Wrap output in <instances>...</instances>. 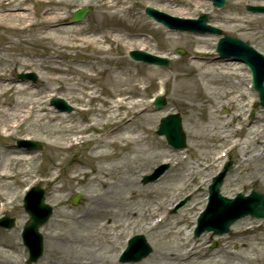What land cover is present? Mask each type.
Listing matches in <instances>:
<instances>
[{
	"label": "rangeland",
	"instance_id": "obj_1",
	"mask_svg": "<svg viewBox=\"0 0 264 264\" xmlns=\"http://www.w3.org/2000/svg\"><path fill=\"white\" fill-rule=\"evenodd\" d=\"M105 1L110 2L112 0ZM196 1L205 2L207 8L197 11V13L192 10L191 13L183 15L181 13H164L181 18H196L202 14H208L210 19L209 23L211 25L222 30L225 35L245 41L264 54V14H255L246 9L248 5L264 6L263 0H227L226 6L222 9L214 8L212 3L208 0ZM142 2L143 0H129V3H131V5L133 4L131 14L137 18H143L146 22L157 28L158 26L146 16L145 8L151 7L158 10L157 7L160 5L157 1L145 5ZM28 3V8L30 10L34 3L32 0H28ZM34 6L38 14V4H34ZM175 6H177V4H175ZM82 8H91V12L80 23L71 24L70 19L73 13L77 9ZM62 11L63 14H65V18L61 21L60 25L63 27L97 26L95 22L97 0H70L69 6L63 7ZM185 11L189 12V9L186 8ZM235 12L239 13L241 17H245L246 20H250V23L242 28H238L226 22L229 16L235 14ZM161 29L167 31L165 28ZM4 30L6 29L0 27V38L7 39L6 35H11V32L10 30ZM142 33H144V36L147 38L148 44L140 46L137 45L139 41L134 40L130 42L134 47H131L129 50L142 49L160 55L167 53L172 61V65L170 69L153 67L150 69L149 67L151 66L138 64L132 61L128 56L129 50L122 51L121 47L117 48L115 45H105L106 48L110 46L114 47L113 53L122 58V61L116 64L111 63V66L123 67L127 61L128 64H126V68L138 75L136 82L137 92L135 93L132 91L126 96L118 95L116 92L117 89L113 85V87H111L104 84L96 87L92 84L91 86L96 87L97 92L95 94L99 95V97L91 101L90 96H86L84 98V103L76 102L72 98L74 94H69V91L63 89L59 83L47 85L46 81L48 77L53 76V74H50V71H43V73L47 75V79L44 81L39 77V72L35 67H21L19 64H10L11 70L9 71L8 82L18 85L24 83L33 84L39 88L43 96L46 93L48 94L56 91V88L60 87L62 91H58L56 97L62 98L68 102V104L73 107V111L59 113L47 104V108L52 109L53 114L63 117L55 119L50 128L34 129L35 126H32L31 123L24 124L22 127L15 129L12 133L3 132V129L0 128V166L5 159L11 156L12 153H15L12 152L13 150H15L16 153L23 152L19 157H22L25 161V163H12V178L7 181L8 189L4 191L0 189V192L5 193V195L2 196L0 194V200L2 199L7 202L8 196H11V198L16 195L20 196L13 205H8L7 211L3 214L14 218L16 220V226L12 230L0 228V264H25L24 258L29 256L28 252L24 254V247L19 244V242L21 243L22 229L29 220L28 214L23 208L22 193L34 180L40 179L36 186L46 191V203L52 206L55 214L59 208H69L72 211L82 209L87 203V191L93 192L101 190L100 184L93 185L87 182L82 184L81 181L84 176H78L76 172V170L81 169V165L84 162L90 160L89 151L93 146V142H88L79 147L66 150L61 157L64 161H62V165L59 166L61 161L59 160L60 158L56 156V149L50 146L49 135L51 132H53L61 122H65L69 125L73 124L76 127L89 125L95 119L101 122H107L111 107L118 96L129 98V96L133 95V99L130 100L131 102L134 100L143 102L155 116V123L152 126V131L145 133V135L142 132L143 125L142 121L139 120V116L142 115L143 112L140 110H130V112H128L129 116L126 119L123 118V115H125V111L127 113V110H120L121 116L118 125L123 126L122 129L126 128V130L120 132L122 136V145L121 147L113 145L107 149V152L114 154L120 164L134 163L136 167H139L135 189L138 193L136 198L137 201L134 206L137 213L136 218L126 219L127 221L125 218L118 219L122 224L121 230L126 229L125 225L127 223L130 224V222H133L132 225L123 232L124 236L131 234L144 235L153 250L147 258L143 259L138 264H225L227 262L233 264L238 263L235 259L255 256V254L251 253V245H256L258 247L257 255L261 258V261L256 262V264H264V221L253 220L249 217L236 222L228 235L214 237L211 233H204L200 238H196L199 244L189 259L169 262L168 259L160 257L159 254L163 252L176 251L171 241L173 231L170 230V226L173 223L178 220L182 223L183 227L193 228L194 218H196L200 210L205 206V198L208 193V186L211 183V178L216 175V172L222 169L224 163L230 161L232 169L228 172L224 180L221 190L223 195L230 198L235 197L239 192H244L248 195L253 189L264 193V158L257 157L258 153L264 150V148H262V144L264 143L256 145L254 142H250L249 150H251V152L245 155L241 151V145L233 149V151H228L232 145V140H240L242 143L245 141V137H243L245 135L244 132L237 136L236 134L238 133L235 134L234 132L244 128V119L247 118L250 109V107L246 105L247 101H251L255 96V112L252 122L260 129L264 128V108L260 106L259 99L255 93H248V81L241 71L233 75L234 77H238V79L233 77L230 82L228 81L222 85L223 87L219 86L220 94L213 95L205 90H203L202 94H198L196 98L202 100L203 107H200L198 102H191L177 93L179 81L184 77L185 73L188 74V78L194 76L199 77V84L203 85L204 79L199 76L194 67L190 66V62H198L201 59H215V57L218 56L214 52L219 36L207 35L206 37L209 38L210 41L206 46L201 47L196 44V39L199 37L202 38L201 36H197L198 34L189 32H168L166 33L167 35L181 37V39L177 43H174V45H171L169 47L170 49L166 51L168 48L165 46H167L168 40L162 38L161 36L163 35L147 29H143ZM22 46L24 48L27 47L26 45ZM51 48V45L45 44L39 51L43 53L46 58L51 53ZM178 49L185 51L184 56L177 54ZM198 49L205 50L206 54H199L197 52ZM92 50V48L79 50L82 53L78 54H76V49L65 50L66 52L63 55L65 58V55L69 54L70 57H68L75 60L73 67L82 68L79 66L80 62L89 58L87 55L88 53H92ZM66 61L65 59L62 63H66ZM43 62H45V68H49V61L43 58ZM230 63H234V66H231L232 68L237 67V64H239L237 62ZM216 67L218 66L216 65ZM227 71H229L230 74H234L235 72L232 69H227ZM21 72L35 73L37 80L35 82L32 80L23 81L18 78V74ZM149 76H151V78H149ZM98 80L99 82H103L104 76H100ZM239 81L241 84H239L238 87L237 83ZM163 86L166 90V105L162 109H157L154 107L152 101L158 94L159 89ZM232 92L234 95H225V93ZM242 92L245 93V96L240 98L236 105H232L233 102L229 100L232 99L233 96H239ZM192 103H195L197 106H193ZM174 113H179L182 118L187 145L184 150L175 151L171 149L165 138L157 135L161 118ZM130 118H133V120L128 122ZM227 123L233 126L234 134L223 141L211 137L217 133L218 129ZM113 127V125L104 127L102 124L100 126L101 129L105 128L104 135L109 133ZM215 127L217 131H214L210 137L198 140L192 138L193 133H208V131L213 130ZM135 130L138 131V133H132ZM252 130L254 131V129ZM244 131H246V129ZM6 134H9V136ZM91 135H94V137L102 136L100 130L92 132ZM130 135H138L145 140H142V138L137 142L125 140L124 137ZM25 138H29L34 142H40L43 147V155L39 156L40 153L38 154L36 151L27 150L26 148H18L16 140ZM262 141L264 142V139H262ZM163 150L167 155L162 154ZM133 151L136 152L133 153ZM223 154H226V156L224 157ZM110 162H116V159L108 161L104 165L109 166ZM161 164H169L168 168H166L162 174V177L152 184H142V178L152 174ZM87 171L90 170L87 169ZM187 171H189L187 173L189 175L186 174ZM59 188H62L61 192L56 191V189ZM77 194L82 195L78 205L75 206L71 204L70 199ZM130 195V192H126L124 197L129 198ZM59 197L60 199L62 198L63 201L61 207L58 206L57 202ZM187 197H189L190 200L185 207L179 209L175 214L170 215L168 221L158 229L149 230L148 224L152 222L157 213L153 211L151 215L147 214V216H143L145 209L148 207L156 209L157 205L161 203L168 205L167 208H173L176 203ZM161 209L160 206L159 210L162 213L163 210ZM55 214L50 221L40 229L43 236L44 250L40 259L32 264H50L55 260L53 241L49 238V234H54L56 230ZM110 223H112V219L110 218L103 221L105 225H110ZM241 224L246 226L238 228V225ZM246 229L252 230L246 233ZM119 232L120 231L115 232V235ZM108 233L109 232L106 234ZM99 238L100 236H96L93 238V241L87 240L89 250H97L100 248L101 244L97 245L100 242ZM213 244H216L215 248H212ZM7 245H12L14 248L9 249ZM177 249L178 252L181 253V249L178 247ZM108 250L110 249L106 251ZM108 256H111V253H109Z\"/></svg>",
	"mask_w": 264,
	"mask_h": 264
},
{
	"label": "bare ground",
	"instance_id": "obj_2",
	"mask_svg": "<svg viewBox=\"0 0 264 264\" xmlns=\"http://www.w3.org/2000/svg\"><path fill=\"white\" fill-rule=\"evenodd\" d=\"M156 1L160 5L157 7L159 11L181 13L182 15L189 14L192 10L197 13V11L207 8L205 2L196 0H143L142 3L145 5ZM37 3L39 6L38 14L35 13L33 8L29 10L27 0H0V27L11 32V35H6L7 39L0 38V128L3 129V132L12 133L15 129L27 123L35 126L34 129H47L52 126V122L55 119L61 117L60 115L53 114L52 109L47 108L45 97L40 93L39 89H35V87L28 83L18 85L8 82L9 71L11 70L10 64H19L21 67H35L39 72V77L44 81L47 79V75L43 71H50V74H53V76L48 77L46 81L47 85L59 83L63 89L69 91V94H74L72 98L76 102L84 103L86 96H90L91 101L97 99L99 95L95 94L97 92L96 87L104 84L111 87L114 86L117 89L118 95L121 96H126L132 91L137 92L136 82L138 75L126 68L127 61L123 67L111 66V63L116 64L122 61V58L113 53L114 47L110 46L106 48L105 45H115L117 48L121 47L122 51H127L131 47H134L130 43L134 40L139 41L137 45L140 46L148 44L147 38L142 33L143 29L163 35L161 37L168 40V44L165 46L168 48L166 51L170 49L171 45H174V43H177L181 39V37L167 35L166 33L168 32L163 31L161 26L157 28L153 27L143 18H137L132 15V6L129 5L128 0H112L110 2L97 0L96 27L90 25L85 27H63L60 25L61 21L65 18L62 8L69 6L70 0H37ZM186 8L189 9V12L185 11ZM226 22L231 23L235 27L242 28L248 25L250 20H246L245 17H241L239 13L235 12V14L229 16ZM209 41V38L202 36V38L196 39V44L204 47ZM45 44L52 46L51 53L46 58L39 51ZM22 45H26L27 47L24 48ZM88 48H92L93 50L92 53H88L87 56L89 58L80 62L79 66L82 68L73 67L75 60L69 58V54H66L65 58L62 57V54L66 52L65 50L76 49V54H78L82 53L79 50ZM197 52L203 55L206 54L205 50L198 49ZM165 55L169 54L166 53ZM43 58L49 61V68H45ZM65 59L67 60L66 63H62ZM190 66L194 67L199 76L204 79L203 85L199 84V77L188 78V74L185 73L184 77L179 81L177 93L191 102H198L200 107L204 105L202 100L197 99L196 96L202 94L203 90L213 95L220 94L219 86L223 87L222 85L226 82H230L234 77L233 75H236V72L245 71L247 79L250 78V74H248L244 65L237 64V67L232 68L231 66H234V63L232 64L228 61L201 59L198 62H190ZM149 68L152 69V67ZM227 69L234 70V74H230ZM100 76H104L103 82H99ZM234 78L238 79V77ZM92 84L96 87L91 86ZM239 84H241L240 81L237 83L238 87ZM60 90L62 91L60 87H57L55 93H58ZM225 95L230 96L234 94L232 92L225 93ZM133 96L117 100L111 107L107 122L95 119L89 125L79 127L61 122L49 135L50 146L56 149V156L61 161L59 166L64 161L61 157L66 150L93 142V146L89 151L90 160L84 162L81 165V169L76 170V172L78 176H84L81 181L82 184L87 182L93 185H101L100 191H87V203L82 209L72 211L69 208H59L56 212V230L54 234H49V238L53 241L55 260L50 264H119L116 261V256L121 247L125 245L123 232L133 222L127 223L125 225L126 229L121 230L122 224L118 219L125 218V220H128L136 218L137 213L134 206L138 195L135 189L139 167H136L134 163H118L116 156L108 153L107 149L113 145L120 147L122 145L120 132L126 130V128L122 129L123 126L118 125L121 116L118 113L120 110L125 109L130 112V110L137 109L143 112L139 116V120L142 121V132L144 135L152 131V126L155 123V116L143 102L130 101L133 99ZM244 96L245 93L242 92L237 97L233 96L229 101L233 102L232 105H236L238 100ZM253 103L254 100L252 103L248 102V105L252 106ZM192 104L193 106H197L195 103ZM128 116L129 114L127 113ZM129 120L132 121L133 119ZM101 124L104 127L110 125L114 127L109 133L104 135L105 128L101 129ZM245 129L246 131H244ZM98 130L101 131L102 136L94 137V135H91L92 132ZM214 131H217L216 127L208 131V133H193L192 138L198 140L210 137ZM233 132V126L227 123L211 137L223 141L234 133H238L236 134L237 136L244 132L245 135L243 137H245V141L243 143L240 142L241 151L244 155L251 152L249 150L250 142H255L258 145L257 142L264 139V128L260 129L251 122L240 131ZM132 133H138V131L135 130ZM6 135L9 136V134ZM124 138L129 142H137L142 137L130 135ZM142 140L145 139L142 138ZM12 152L15 153H12L11 156L5 159L0 166V189L3 191L8 189L7 181L12 178V163H25L24 159L19 157L23 152L16 153L15 150ZM162 154H166V152L163 150ZM259 157L264 158V152ZM115 159L116 162H110L109 166L104 165L108 161ZM87 169L90 171H87ZM56 191L61 192L62 188L56 189ZM126 192L131 193L129 198L124 197ZM0 194L1 196L5 195L4 192H0ZM57 202L59 207L63 205L62 198L60 199L59 197ZM159 209V204L156 209L148 207L143 212V216H147V214L151 215L153 211L157 215H160ZM108 218L112 219V223L110 225L103 224V221ZM166 220V217H162L161 221L157 224L150 222L148 226L150 229H154L165 223ZM245 226L241 224L238 225V228ZM170 227V230L173 231L171 241L176 251L163 252L159 254L160 257L168 259L169 262H177L187 256L190 257L191 253L196 250L194 247L196 244L194 238L190 236L188 227H183L182 223L178 220ZM250 230L252 229H246L245 232L248 233ZM117 231L120 232L115 235ZM107 232L109 233L106 234ZM96 236H100V242L98 244L95 243L97 245L101 244L100 248L89 250L87 240L93 241V238ZM7 247L9 249L14 248L12 245H7ZM177 247L181 249V253L178 252ZM107 249L110 250L106 251ZM250 249L251 253L255 254V256L238 258L235 259L238 263H230L256 264V262H260L261 258L257 255L258 247L251 245ZM109 253H111V256H108ZM225 264H229V262Z\"/></svg>",
	"mask_w": 264,
	"mask_h": 264
},
{
	"label": "water",
	"instance_id": "obj_3",
	"mask_svg": "<svg viewBox=\"0 0 264 264\" xmlns=\"http://www.w3.org/2000/svg\"><path fill=\"white\" fill-rule=\"evenodd\" d=\"M223 4H224V1L221 5H223ZM255 10H258V9H255ZM82 14H84V13H81L80 15H82ZM249 62L251 63V67H252V70L254 73L256 88L260 90L261 97L264 98V59L259 57V56L254 55V57L251 58L249 60ZM163 123L166 125L165 129L168 130L167 135L169 137H174L173 141H180V133H179V129H178V124H179L178 118L169 117L166 120H164ZM214 193L217 195V192L214 191ZM39 195H40L39 196V202H38L39 208H41V209L44 208L47 210V212H46V215L44 216V218H42L41 220L36 218V216L34 214H32V220H31L29 227L27 228V231L31 230L34 234H37L38 227L40 225H42L47 220L48 214L50 212L49 208L43 205L42 193H40ZM252 199H256L257 201H256L255 207H253V209L250 210L249 213L255 217L264 218V196L255 192ZM229 203H231V202H229ZM245 214H247V212H244L242 214L238 213L236 216H233L230 219H228L227 224L225 226L226 227L225 229L227 230L230 224H232L236 219L244 216ZM218 232H220V231L217 230L216 233H218ZM33 259H36V256L33 257Z\"/></svg>",
	"mask_w": 264,
	"mask_h": 264
}]
</instances>
